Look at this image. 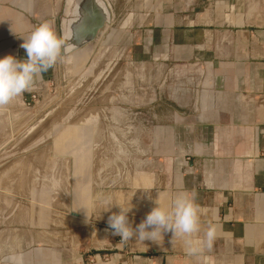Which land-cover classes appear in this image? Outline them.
Here are the masks:
<instances>
[{
	"label": "crops",
	"instance_id": "1",
	"mask_svg": "<svg viewBox=\"0 0 264 264\" xmlns=\"http://www.w3.org/2000/svg\"><path fill=\"white\" fill-rule=\"evenodd\" d=\"M137 1L114 2L112 19L150 81L146 103L129 99L150 118V169L134 180L148 190H133L128 220L135 231L157 197L185 193L200 208L195 238L209 226L216 238L189 255L171 230L158 242L114 235L67 264H264V0ZM66 8V0H0V57L26 59L22 36L46 21L58 35ZM57 67L16 98L25 101Z\"/></svg>",
	"mask_w": 264,
	"mask_h": 264
},
{
	"label": "rangeland",
	"instance_id": "2",
	"mask_svg": "<svg viewBox=\"0 0 264 264\" xmlns=\"http://www.w3.org/2000/svg\"><path fill=\"white\" fill-rule=\"evenodd\" d=\"M119 25L59 58L25 101L0 106V264L81 258L114 236L108 218L119 209L105 210L108 201L127 205L133 190L144 191L136 181L150 169L143 131L150 118L134 113L129 99L146 103L150 81Z\"/></svg>",
	"mask_w": 264,
	"mask_h": 264
},
{
	"label": "clouds",
	"instance_id": "3",
	"mask_svg": "<svg viewBox=\"0 0 264 264\" xmlns=\"http://www.w3.org/2000/svg\"><path fill=\"white\" fill-rule=\"evenodd\" d=\"M20 47L26 52V59H17L8 54L0 57V106L9 104L14 98L29 91L37 78L47 72L62 56H67L72 49L65 44L49 22L36 26L25 38ZM147 191L148 189H144ZM108 201L107 210L113 204L119 212L108 218L109 227L114 235H119L122 242L129 241L134 235L136 240L158 242L163 231L171 230L173 236L185 240L189 255H198L206 248H211L216 238V229L209 226L203 238H195L200 231V208L194 197L179 193L170 203H163L156 198L155 207L137 225L135 231L128 221V213L132 210L130 203Z\"/></svg>",
	"mask_w": 264,
	"mask_h": 264
},
{
	"label": "water",
	"instance_id": "4",
	"mask_svg": "<svg viewBox=\"0 0 264 264\" xmlns=\"http://www.w3.org/2000/svg\"><path fill=\"white\" fill-rule=\"evenodd\" d=\"M69 10H64V18L61 19L59 35L64 38L63 33L71 28L72 42L65 40L66 46L72 49L67 55H72L85 48L93 42L97 36L112 25L114 16L113 6L110 0H66ZM62 25V27H61Z\"/></svg>",
	"mask_w": 264,
	"mask_h": 264
},
{
	"label": "bare ground",
	"instance_id": "5",
	"mask_svg": "<svg viewBox=\"0 0 264 264\" xmlns=\"http://www.w3.org/2000/svg\"><path fill=\"white\" fill-rule=\"evenodd\" d=\"M63 36H64V38H66V40H68V41H70V43H69V45H70V47L71 46H73L75 43H73L72 42V40H71V36H72V32H71V28L69 29V30H67V32H64L63 33Z\"/></svg>",
	"mask_w": 264,
	"mask_h": 264
},
{
	"label": "built area",
	"instance_id": "6",
	"mask_svg": "<svg viewBox=\"0 0 264 264\" xmlns=\"http://www.w3.org/2000/svg\"><path fill=\"white\" fill-rule=\"evenodd\" d=\"M33 97H35V95H33ZM29 99H31V98H29Z\"/></svg>",
	"mask_w": 264,
	"mask_h": 264
},
{
	"label": "flooded vegetation",
	"instance_id": "7",
	"mask_svg": "<svg viewBox=\"0 0 264 264\" xmlns=\"http://www.w3.org/2000/svg\"><path fill=\"white\" fill-rule=\"evenodd\" d=\"M119 1H121V0H119Z\"/></svg>",
	"mask_w": 264,
	"mask_h": 264
}]
</instances>
